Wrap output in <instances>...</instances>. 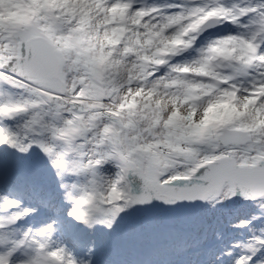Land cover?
I'll use <instances>...</instances> for the list:
<instances>
[{"label":"snow or ice","instance_id":"obj_1","mask_svg":"<svg viewBox=\"0 0 264 264\" xmlns=\"http://www.w3.org/2000/svg\"><path fill=\"white\" fill-rule=\"evenodd\" d=\"M10 2L0 264H264V0Z\"/></svg>","mask_w":264,"mask_h":264},{"label":"clouds","instance_id":"obj_2","mask_svg":"<svg viewBox=\"0 0 264 264\" xmlns=\"http://www.w3.org/2000/svg\"><path fill=\"white\" fill-rule=\"evenodd\" d=\"M26 11L24 6H16L14 2L6 0L0 4V20L16 19L22 12Z\"/></svg>","mask_w":264,"mask_h":264}]
</instances>
